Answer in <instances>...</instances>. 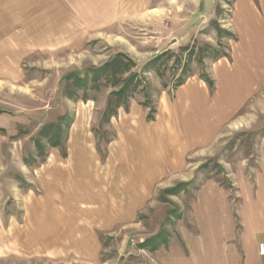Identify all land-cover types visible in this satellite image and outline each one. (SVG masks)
Here are the masks:
<instances>
[{
  "label": "rangeland",
  "instance_id": "1",
  "mask_svg": "<svg viewBox=\"0 0 264 264\" xmlns=\"http://www.w3.org/2000/svg\"><path fill=\"white\" fill-rule=\"evenodd\" d=\"M117 2L111 43L0 62V264H165L201 186L264 191V0Z\"/></svg>",
  "mask_w": 264,
  "mask_h": 264
},
{
  "label": "crops",
  "instance_id": "2",
  "mask_svg": "<svg viewBox=\"0 0 264 264\" xmlns=\"http://www.w3.org/2000/svg\"><path fill=\"white\" fill-rule=\"evenodd\" d=\"M118 7L117 0H0V62L12 61V56L15 62H23L32 52L78 49L84 42L100 37V32L111 43L115 16L128 13ZM88 16L99 17L90 22ZM132 141L140 145L135 138ZM114 172L109 190L112 194L117 183L116 169ZM86 175L89 181L82 186L84 189L96 187L101 181L100 176L94 179ZM260 190L240 192L235 206L230 197L218 195L219 187L216 191L201 186V196L195 201L200 234L196 238L186 236L180 247L173 246L172 255L163 263L264 264V191ZM58 220L59 227L64 225L60 229L69 223Z\"/></svg>",
  "mask_w": 264,
  "mask_h": 264
},
{
  "label": "trees",
  "instance_id": "3",
  "mask_svg": "<svg viewBox=\"0 0 264 264\" xmlns=\"http://www.w3.org/2000/svg\"><path fill=\"white\" fill-rule=\"evenodd\" d=\"M175 189L174 188H171V189H169L168 191H171V192H173ZM174 193V192H173Z\"/></svg>",
  "mask_w": 264,
  "mask_h": 264
}]
</instances>
